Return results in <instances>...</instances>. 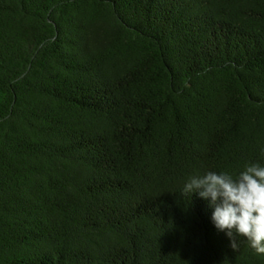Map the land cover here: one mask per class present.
Masks as SVG:
<instances>
[{"label":"trees","instance_id":"1","mask_svg":"<svg viewBox=\"0 0 264 264\" xmlns=\"http://www.w3.org/2000/svg\"><path fill=\"white\" fill-rule=\"evenodd\" d=\"M264 166V0H0V264H264L184 195Z\"/></svg>","mask_w":264,"mask_h":264},{"label":"clouds","instance_id":"2","mask_svg":"<svg viewBox=\"0 0 264 264\" xmlns=\"http://www.w3.org/2000/svg\"><path fill=\"white\" fill-rule=\"evenodd\" d=\"M182 193L208 202L214 227L230 239L233 250L237 237H243L257 254H264V166H247L235 179L211 171L192 176Z\"/></svg>","mask_w":264,"mask_h":264}]
</instances>
